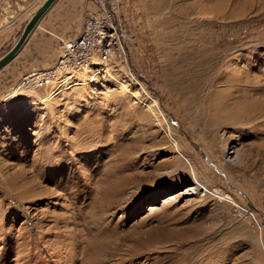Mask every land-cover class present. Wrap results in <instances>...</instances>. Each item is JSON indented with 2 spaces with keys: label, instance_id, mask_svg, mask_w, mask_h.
<instances>
[{
  "label": "rangeland",
  "instance_id": "1",
  "mask_svg": "<svg viewBox=\"0 0 264 264\" xmlns=\"http://www.w3.org/2000/svg\"><path fill=\"white\" fill-rule=\"evenodd\" d=\"M106 5L108 56L0 86V264H264V0Z\"/></svg>",
  "mask_w": 264,
  "mask_h": 264
},
{
  "label": "crops",
  "instance_id": "2",
  "mask_svg": "<svg viewBox=\"0 0 264 264\" xmlns=\"http://www.w3.org/2000/svg\"><path fill=\"white\" fill-rule=\"evenodd\" d=\"M85 9L97 10L98 5L93 0H55L46 9L18 52L0 68L3 93H7L22 74L46 69L55 63L60 42L80 33ZM17 37L10 41L5 51Z\"/></svg>",
  "mask_w": 264,
  "mask_h": 264
},
{
  "label": "built area",
  "instance_id": "3",
  "mask_svg": "<svg viewBox=\"0 0 264 264\" xmlns=\"http://www.w3.org/2000/svg\"><path fill=\"white\" fill-rule=\"evenodd\" d=\"M93 1L97 3L98 9H85L80 33L74 38L60 42L59 54L55 63L49 68L22 74L16 84V90L48 86L54 80L57 81L53 88H58L63 80L60 77L61 72L86 66L95 52L104 58L111 53L113 43H115L116 29L112 28L114 33L106 31L108 24L111 25V16L106 0Z\"/></svg>",
  "mask_w": 264,
  "mask_h": 264
},
{
  "label": "water",
  "instance_id": "4",
  "mask_svg": "<svg viewBox=\"0 0 264 264\" xmlns=\"http://www.w3.org/2000/svg\"><path fill=\"white\" fill-rule=\"evenodd\" d=\"M55 0H43L30 14L29 18L23 25L21 32L19 33L16 41L13 45L0 55V68L5 65L14 55L18 52L25 39L35 27L39 18L46 11V9L54 2Z\"/></svg>",
  "mask_w": 264,
  "mask_h": 264
},
{
  "label": "bare ground",
  "instance_id": "5",
  "mask_svg": "<svg viewBox=\"0 0 264 264\" xmlns=\"http://www.w3.org/2000/svg\"><path fill=\"white\" fill-rule=\"evenodd\" d=\"M134 94V93H133ZM154 103H151L150 105H153ZM149 106V105H148Z\"/></svg>",
  "mask_w": 264,
  "mask_h": 264
}]
</instances>
